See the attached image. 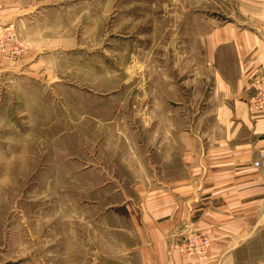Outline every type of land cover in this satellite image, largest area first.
<instances>
[{"label": "rangeland", "instance_id": "rangeland-1", "mask_svg": "<svg viewBox=\"0 0 264 264\" xmlns=\"http://www.w3.org/2000/svg\"><path fill=\"white\" fill-rule=\"evenodd\" d=\"M7 3L13 22H1L0 36L15 44L0 55L9 65L0 80V197L15 225L0 227V264L123 261L100 219L104 184L152 177L158 165L167 177L182 173L180 161L169 166L180 138L167 131L192 138L216 127L218 73L236 72L230 48L216 50L211 36L248 24L264 40V0ZM193 233L205 232L186 228L175 243L184 257Z\"/></svg>", "mask_w": 264, "mask_h": 264}, {"label": "crops", "instance_id": "crops-1", "mask_svg": "<svg viewBox=\"0 0 264 264\" xmlns=\"http://www.w3.org/2000/svg\"><path fill=\"white\" fill-rule=\"evenodd\" d=\"M6 3L0 0V30L1 22H13ZM262 33L259 27L233 23L211 36L216 50L230 48L236 72L232 79L218 73V104L212 113L216 127H202L192 138L187 129L167 131L180 138V145L170 142L177 147L167 160L169 166L180 161L181 174L167 177L158 165L152 177L128 183L119 178L115 188L116 178L104 184L107 199L100 202L106 209L100 219L106 222L109 251L124 254L115 264H264V109L253 111L254 98L260 90L264 93ZM5 68L8 62L0 60L3 82ZM193 136L195 143L189 145ZM6 214L3 205L2 228L15 225ZM186 228L212 238L204 257H184L175 246ZM116 231L121 239L111 236Z\"/></svg>", "mask_w": 264, "mask_h": 264}, {"label": "built area", "instance_id": "built-area-1", "mask_svg": "<svg viewBox=\"0 0 264 264\" xmlns=\"http://www.w3.org/2000/svg\"><path fill=\"white\" fill-rule=\"evenodd\" d=\"M13 40L14 35L11 33H8L6 35L2 34V36H0V55L3 49L6 48V46L15 44V42L13 43ZM254 100V112H260V110L264 109V93L261 90L259 91L258 95L254 98ZM185 239L188 241V244L184 246L181 245V249L183 251L186 250L188 255L187 257L193 255L204 257L209 252V248L212 244V238L207 233H204L203 235L193 233ZM185 239L181 240V244H183Z\"/></svg>", "mask_w": 264, "mask_h": 264}]
</instances>
